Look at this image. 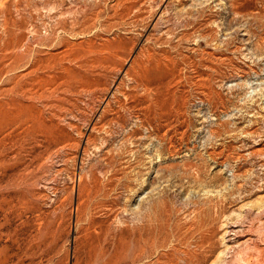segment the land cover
Returning a JSON list of instances; mask_svg holds the SVG:
<instances>
[{
    "label": "rangeland",
    "instance_id": "1",
    "mask_svg": "<svg viewBox=\"0 0 264 264\" xmlns=\"http://www.w3.org/2000/svg\"><path fill=\"white\" fill-rule=\"evenodd\" d=\"M0 264H264V0H0Z\"/></svg>",
    "mask_w": 264,
    "mask_h": 264
}]
</instances>
